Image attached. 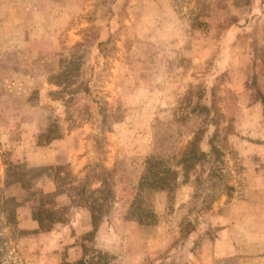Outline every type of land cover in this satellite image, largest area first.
<instances>
[{"label": "rangeland", "instance_id": "rangeland-1", "mask_svg": "<svg viewBox=\"0 0 264 264\" xmlns=\"http://www.w3.org/2000/svg\"><path fill=\"white\" fill-rule=\"evenodd\" d=\"M263 100L264 0H0V264H264Z\"/></svg>", "mask_w": 264, "mask_h": 264}, {"label": "trees", "instance_id": "trees-1", "mask_svg": "<svg viewBox=\"0 0 264 264\" xmlns=\"http://www.w3.org/2000/svg\"><path fill=\"white\" fill-rule=\"evenodd\" d=\"M263 105H264V100H263ZM200 155L202 159L204 158L205 163L209 164L210 176H214L216 171L220 167L219 151L213 146L211 147L208 153L200 152ZM21 166H22L21 164L9 163L6 169L7 177L9 178L12 174L16 175L14 178L15 179L14 181L16 182L21 181L23 185H27V189L30 191V194L33 199L32 212H31L32 218L34 220H37L40 230H49L51 228L52 223L54 222V219H56L55 218L56 211L54 210V207H46V204L51 201L53 202L52 200L53 195H55L57 191L58 192H62V191L57 189L53 192H45L43 189L36 188L33 180L43 174L48 177H50L51 175H59V172L61 171L62 167L58 165L57 166L48 165L44 167H37V168L34 167V168L24 170L20 168ZM52 170H54L55 173H52ZM14 181L5 180V185L13 183ZM103 183L105 182L103 181ZM98 190H101V189H98ZM6 201L7 202L14 201V198L6 199ZM99 205L101 204L98 203V198L94 199L93 206L97 207ZM12 213L14 217L15 212H11V214ZM96 213L98 212L91 211V217H92L93 223H96V220H97ZM45 214H49L50 217L47 219L45 217Z\"/></svg>", "mask_w": 264, "mask_h": 264}]
</instances>
